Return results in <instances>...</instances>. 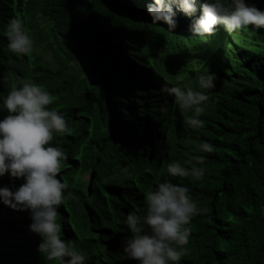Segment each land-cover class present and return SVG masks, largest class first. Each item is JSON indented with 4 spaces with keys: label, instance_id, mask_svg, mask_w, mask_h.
Here are the masks:
<instances>
[{
    "label": "trees",
    "instance_id": "obj_1",
    "mask_svg": "<svg viewBox=\"0 0 264 264\" xmlns=\"http://www.w3.org/2000/svg\"><path fill=\"white\" fill-rule=\"evenodd\" d=\"M149 2L0 0V45L14 16L34 40L27 57L0 51V74H9L0 94L18 78H30L54 96L50 108L67 113L68 132L54 133L52 141L67 155L57 178L73 193L58 208L61 238L78 244L86 264H137L121 254V240L130 235L122 221L140 212L145 194L168 179L186 185L203 210L191 221L180 264H264V29L228 33L217 26L211 37H190L194 18L178 16L170 33L163 23L151 24ZM247 2L264 10V0ZM205 69L216 74V86L200 116L204 126L193 130L184 123L189 113L159 89L195 88ZM83 76L102 92V134L91 130L86 115L92 102ZM202 141L212 152L199 151ZM195 156L203 158L200 181L167 175V163L191 167ZM87 171L83 189L80 174ZM22 183L7 173L0 177V187L15 190ZM30 222L27 212L0 204V264H58L37 253Z\"/></svg>",
    "mask_w": 264,
    "mask_h": 264
},
{
    "label": "clouds",
    "instance_id": "obj_2",
    "mask_svg": "<svg viewBox=\"0 0 264 264\" xmlns=\"http://www.w3.org/2000/svg\"><path fill=\"white\" fill-rule=\"evenodd\" d=\"M151 24L163 23L173 33L178 16L194 18L189 27L190 37H211L217 26L228 33L252 26L264 29V10L247 0H151L145 5ZM199 12V15H197ZM6 44L0 51L27 57L34 52L30 30L20 17H12L4 25ZM3 63V61H0ZM11 66L13 61L8 60ZM217 77L207 69L195 78L196 87L161 84L159 92L171 96L175 106L189 113L184 123L193 130L204 126L200 116L210 107V92ZM9 74H0V86L8 83ZM54 96L30 78H18L6 94H0V177L6 173L12 179H22L18 189L0 187V204L15 212H27L28 232L39 238L36 251L58 264H86L87 254L75 241L61 238L58 208L73 197L69 185L58 179L66 153L52 146L53 134L68 132L67 113L49 106ZM166 113L168 108L161 107ZM213 146L201 142L199 151L210 153ZM191 167L178 161L166 165L169 177L200 181L205 170L199 167L203 158H191ZM189 163V161H185ZM186 185L168 179L157 182L154 190L145 194V207L130 211L123 219L126 235L121 240V254L137 264H180L189 244L191 221L202 213Z\"/></svg>",
    "mask_w": 264,
    "mask_h": 264
},
{
    "label": "rangeland",
    "instance_id": "obj_3",
    "mask_svg": "<svg viewBox=\"0 0 264 264\" xmlns=\"http://www.w3.org/2000/svg\"><path fill=\"white\" fill-rule=\"evenodd\" d=\"M48 59H49V55L47 54L46 60ZM84 76L82 77L81 85L84 91L87 90L86 92H90V97H91L90 99L92 102V111L90 114H86V112H83L80 116L85 117V114H86L89 117V120L91 123V130L92 131L96 130L98 134H102V132L104 133V128H105L104 122L106 121V112H105V108H104L103 101H102V92L99 87H97L96 85L94 86V84L91 81H89L88 78H85ZM84 91H81V93L79 91L78 95H81V94L84 95ZM68 104L69 105H66L67 107L69 106L78 107L79 105L77 103H72V102L71 103L69 102ZM80 175L82 176L81 186L83 187V189H85L86 183L88 180V171L82 172Z\"/></svg>",
    "mask_w": 264,
    "mask_h": 264
}]
</instances>
